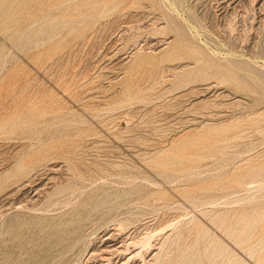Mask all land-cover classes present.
<instances>
[{
    "label": "rangeland",
    "instance_id": "1",
    "mask_svg": "<svg viewBox=\"0 0 264 264\" xmlns=\"http://www.w3.org/2000/svg\"><path fill=\"white\" fill-rule=\"evenodd\" d=\"M0 264H264V0H0Z\"/></svg>",
    "mask_w": 264,
    "mask_h": 264
},
{
    "label": "bare ground",
    "instance_id": "2",
    "mask_svg": "<svg viewBox=\"0 0 264 264\" xmlns=\"http://www.w3.org/2000/svg\"><path fill=\"white\" fill-rule=\"evenodd\" d=\"M174 2V1H173ZM172 2V3H173ZM169 4V3H168ZM153 238V237H152ZM149 239H150V236H149ZM148 239V236H147V238L146 239H144V240H142V241H140L139 243H136L135 244V246H139V245H141V246H143V244L146 242V241H148L149 240ZM149 242V241H148ZM149 244V243H148ZM149 246V245H148ZM144 247H146V246H144ZM140 249V248H139ZM131 255H132V253H131ZM104 256V255H103ZM102 257V256H101ZM110 257V256H109ZM127 258V257H126ZM90 261V260H89Z\"/></svg>",
    "mask_w": 264,
    "mask_h": 264
}]
</instances>
